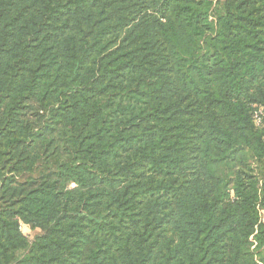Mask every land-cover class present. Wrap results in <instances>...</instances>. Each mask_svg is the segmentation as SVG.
Instances as JSON below:
<instances>
[{
    "label": "trees",
    "instance_id": "16d2710c",
    "mask_svg": "<svg viewBox=\"0 0 264 264\" xmlns=\"http://www.w3.org/2000/svg\"><path fill=\"white\" fill-rule=\"evenodd\" d=\"M259 110L264 0H0V264H264Z\"/></svg>",
    "mask_w": 264,
    "mask_h": 264
},
{
    "label": "built area",
    "instance_id": "2783aa9c",
    "mask_svg": "<svg viewBox=\"0 0 264 264\" xmlns=\"http://www.w3.org/2000/svg\"><path fill=\"white\" fill-rule=\"evenodd\" d=\"M254 120L257 127L264 129V113L262 110L254 113ZM19 229L22 230L23 228L20 226Z\"/></svg>",
    "mask_w": 264,
    "mask_h": 264
},
{
    "label": "rangeland",
    "instance_id": "374dc122",
    "mask_svg": "<svg viewBox=\"0 0 264 264\" xmlns=\"http://www.w3.org/2000/svg\"><path fill=\"white\" fill-rule=\"evenodd\" d=\"M35 233L33 232V233H31V235H34Z\"/></svg>",
    "mask_w": 264,
    "mask_h": 264
}]
</instances>
